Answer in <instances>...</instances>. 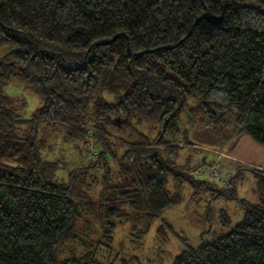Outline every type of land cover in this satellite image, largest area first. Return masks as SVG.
<instances>
[{"label": "trees", "instance_id": "trees-1", "mask_svg": "<svg viewBox=\"0 0 264 264\" xmlns=\"http://www.w3.org/2000/svg\"><path fill=\"white\" fill-rule=\"evenodd\" d=\"M0 49V264H59L89 218L107 243L127 220L144 237L180 202L170 178L216 187L178 167L191 145L175 141L186 111L264 148V0H0ZM14 77L42 102L28 120L2 91ZM46 129L81 162L51 157ZM250 174L256 202L239 198L238 175L218 191L233 186L241 220L220 210L230 231L197 247L181 239L171 264H264V170ZM166 231L162 222L161 242ZM90 255L65 264H100Z\"/></svg>", "mask_w": 264, "mask_h": 264}, {"label": "rangeland", "instance_id": "rangeland-1", "mask_svg": "<svg viewBox=\"0 0 264 264\" xmlns=\"http://www.w3.org/2000/svg\"><path fill=\"white\" fill-rule=\"evenodd\" d=\"M5 53H7L6 49H0V59ZM2 91L4 95L23 104L17 110L23 120H28L32 113L42 106L38 96L17 77L12 78ZM188 119L191 120L186 111L180 116L177 123L179 133L176 135L175 141L181 144L185 142L191 144L180 150L178 167L194 173L196 180H206L207 183L216 185V187H192L187 183L180 186L177 181L170 178L168 190L172 194L176 192L180 202L174 207L164 210L161 217L154 221L144 237L135 239L131 234L132 226L142 228L143 223L127 220L123 223L117 222L113 238L110 243H107L101 237V227L97 221L94 222L89 218L88 236L78 242L65 244L57 250L56 258L59 264H65L72 258L89 257L90 253H94L95 259L100 264H171L172 260L184 250L181 239L186 240L189 246L197 247L201 240H210L230 231L231 227L225 229L220 227L218 214L220 210L226 211L230 216L231 226L241 220L242 211L237 201L229 199L231 193L225 192L226 190L231 191L233 186H226L223 194L220 195L219 192L223 190L225 180L210 177V174L206 173V169L209 173L215 171L219 173V176L222 174L223 177L228 178L238 175L241 180L237 186L239 198L253 203L256 202L257 195L255 180L250 174V169H263L246 163L248 161H244L243 157L257 160V154L255 151H250L249 146L244 144L246 136L226 129L222 137H219V132L205 128L200 118L194 117L192 122H189ZM142 129L147 131L146 135L151 132L152 135H148L149 139H154L155 132L152 133L153 129L149 125ZM45 135L48 145L54 148L51 157L60 158V154H63L71 166L81 162L82 157L75 151L73 145L63 143L59 133H51L50 129H46L43 138ZM248 139L247 141L252 145L255 144L251 139ZM83 156L86 157L85 154ZM259 165H264V158L259 159ZM96 192L97 189H91L90 195H96ZM80 210L83 212L82 214H86L83 207ZM162 222H166L173 230L172 232L166 231L165 242H161L156 237V231Z\"/></svg>", "mask_w": 264, "mask_h": 264}, {"label": "crops", "instance_id": "crops-1", "mask_svg": "<svg viewBox=\"0 0 264 264\" xmlns=\"http://www.w3.org/2000/svg\"><path fill=\"white\" fill-rule=\"evenodd\" d=\"M245 139H244V141H245V145H247V146H249V149H250V151H255V153L257 154V160L256 159H250V158H248V157H243V160L244 161H248V162H246V163H249V164H254L256 167H258V168H261V169H263L264 170V165L263 166H260L259 165V159L260 158H264V148H260V147H258L257 145H252L249 141H247V137H244ZM248 140H250V139H248ZM250 144V145H249ZM242 148H243V146H242Z\"/></svg>", "mask_w": 264, "mask_h": 264}, {"label": "built area", "instance_id": "built-area-1", "mask_svg": "<svg viewBox=\"0 0 264 264\" xmlns=\"http://www.w3.org/2000/svg\"><path fill=\"white\" fill-rule=\"evenodd\" d=\"M204 168V167H203ZM206 173L210 176V177H217V178H220V180H225V177H223V175L221 174L220 176H219V173H217V172H215V171H211L210 173L208 172V170L206 169Z\"/></svg>", "mask_w": 264, "mask_h": 264}]
</instances>
